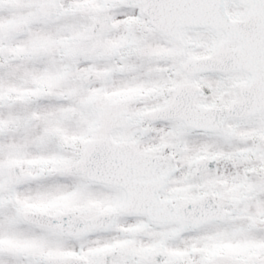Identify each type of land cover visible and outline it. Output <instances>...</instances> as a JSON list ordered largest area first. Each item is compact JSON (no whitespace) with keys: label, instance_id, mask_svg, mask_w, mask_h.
I'll return each instance as SVG.
<instances>
[{"label":"snow or ice","instance_id":"6c2138e0","mask_svg":"<svg viewBox=\"0 0 264 264\" xmlns=\"http://www.w3.org/2000/svg\"><path fill=\"white\" fill-rule=\"evenodd\" d=\"M0 264H264V0H0Z\"/></svg>","mask_w":264,"mask_h":264}]
</instances>
